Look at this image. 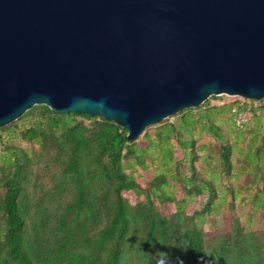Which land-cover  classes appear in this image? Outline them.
Masks as SVG:
<instances>
[{"label": "trees", "instance_id": "trees-1", "mask_svg": "<svg viewBox=\"0 0 264 264\" xmlns=\"http://www.w3.org/2000/svg\"><path fill=\"white\" fill-rule=\"evenodd\" d=\"M206 102L181 110L173 123H164L169 117L160 121L154 137L147 131L134 140L127 138L126 128L103 116L61 113L46 104L0 126V264H264V243L255 245L253 235L240 227L219 243L205 239L197 221L210 211L219 213L223 196L190 213L192 200L173 190L172 181L179 179L188 193L195 190L189 196L216 191L213 177L196 174V158H214V150L199 155L209 149L196 146V130L221 142L219 157L230 172L231 154L252 128L235 125L236 135L229 140L221 126L222 107L205 108ZM224 107L231 114V106ZM26 119L28 124L16 132L14 127ZM14 137L38 149L3 140ZM173 139L186 161L176 160ZM260 155L251 148L248 152L256 175L264 166ZM128 157L132 164L124 163ZM252 169L247 190L258 182ZM45 179L47 186L41 184ZM127 192L143 194L145 200L133 205ZM168 203L174 210L165 212Z\"/></svg>", "mask_w": 264, "mask_h": 264}, {"label": "water", "instance_id": "water-1", "mask_svg": "<svg viewBox=\"0 0 264 264\" xmlns=\"http://www.w3.org/2000/svg\"><path fill=\"white\" fill-rule=\"evenodd\" d=\"M223 94L264 98V0H0V126L46 104L134 140Z\"/></svg>", "mask_w": 264, "mask_h": 264}, {"label": "rangeland", "instance_id": "rangeland-1", "mask_svg": "<svg viewBox=\"0 0 264 264\" xmlns=\"http://www.w3.org/2000/svg\"><path fill=\"white\" fill-rule=\"evenodd\" d=\"M234 100L242 101V99L239 97L235 98L231 95L223 94L209 97L207 99L208 102L205 103V108L212 106L222 107L220 114L221 126L227 130L229 140L234 139L236 135L235 123L232 116V119L229 118V115L231 114L225 112L223 108H225L224 106H231ZM177 118L178 117L176 115H172L167 120H165L164 123H173ZM28 122V119L19 121L18 126L14 127L15 131L19 132L28 124ZM157 124L148 126L143 131V133L148 131L150 132L151 136L154 137L156 135ZM249 125L252 128L249 129V132L247 133V140L240 139L239 143H237L236 148L231 154L233 167L230 172L226 170L224 162L219 157V147L221 142L207 132L202 133L199 130H196V136L198 137L196 146L201 147L202 145H207L209 149L202 152L199 151V155H206L210 151L214 150V158L212 160L208 162H205L202 158H196L194 160L196 174L204 177L211 176L214 178V180H216V191L213 194H211L208 190L201 195L189 196V194L195 193L194 189H192V193H188V189L183 185L181 180L177 179L172 181V185L174 186L173 190L176 195L184 199H190V201L192 200L190 213L193 211L200 212L202 206L208 200L212 199L213 203V201L215 202L218 200L220 196H223L224 205L222 208H220L219 213L210 211L205 214L202 220L197 221V224L203 229L205 239L213 241L214 243H219L226 239L236 227H240L244 232L253 235V239L255 238V240H253L255 245H257V243H264V200L263 205L258 203L261 197H264V166L259 167V172L256 175L257 170H254L253 168L255 165L252 167V165L248 163V152L250 148L251 151L256 153V155L261 153L260 159L262 162H264V111L261 109V107L256 108L255 114ZM3 140L12 145L29 149H38V146L27 143L20 137H14L10 140L3 138ZM173 142L178 147L175 154L176 160L181 161L185 158L186 161L187 158L185 157V152L179 147L178 141L173 139ZM1 149H3V145L0 146V150ZM129 162L131 164L133 162L131 157L124 159V163L129 164ZM188 162H191V160ZM251 169L254 172L253 176L258 178V182H256L249 190H247L246 181L249 178V175H251ZM130 170V168H127V171ZM182 171L186 177L191 175L188 165H185L184 168L182 167ZM146 176L147 175L142 173V179L145 180ZM41 184L43 186H47L49 184V180L45 179L43 182H41ZM234 194H236L237 197H234ZM126 199L129 203L136 205L139 202L145 200V196L143 194L127 192ZM161 208L162 204L157 202L156 209L160 210ZM164 210L165 212H167V210L173 211L174 205L172 203H168ZM262 254L264 256V250L262 251ZM157 259L160 263H163L160 261V258Z\"/></svg>", "mask_w": 264, "mask_h": 264}, {"label": "built area", "instance_id": "built-area-1", "mask_svg": "<svg viewBox=\"0 0 264 264\" xmlns=\"http://www.w3.org/2000/svg\"><path fill=\"white\" fill-rule=\"evenodd\" d=\"M231 96L242 99V101L234 100V102L231 104V115L235 125L245 128L252 120L255 114V109L264 106V98L261 100H256L235 95Z\"/></svg>", "mask_w": 264, "mask_h": 264}]
</instances>
